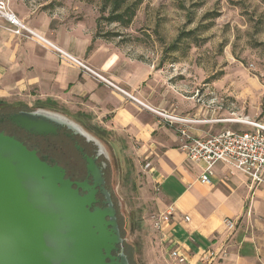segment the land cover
Instances as JSON below:
<instances>
[{"label": "crops", "instance_id": "crops-1", "mask_svg": "<svg viewBox=\"0 0 264 264\" xmlns=\"http://www.w3.org/2000/svg\"><path fill=\"white\" fill-rule=\"evenodd\" d=\"M9 6L29 30L84 61L141 104L59 59L49 47L13 35L0 20V109L63 107L119 136L157 191L154 221L172 208L170 222L156 231L160 264H179L170 257L175 249L185 259L181 264H264V188L251 190L242 173L230 174L220 163L211 168L209 184H201L205 165L186 157L175 126L153 112L198 121L187 130L202 139L226 132L210 134L215 122L207 117L209 111H200L199 106L184 111V98L154 67L132 63L102 41H93L92 32L83 23L68 21L65 13L29 9L21 0H9ZM227 219L235 223L233 231L226 229ZM211 251L224 256L207 263L205 254Z\"/></svg>", "mask_w": 264, "mask_h": 264}, {"label": "rangeland", "instance_id": "rangeland-1", "mask_svg": "<svg viewBox=\"0 0 264 264\" xmlns=\"http://www.w3.org/2000/svg\"><path fill=\"white\" fill-rule=\"evenodd\" d=\"M21 1L36 11L65 13L68 21L83 23L94 40L111 51L132 63L154 67L184 98V111L197 106L209 111L207 117L215 122L210 134L251 130L234 121L264 125V0H142L128 26L103 20L107 15L101 12L103 0ZM38 108L42 107H29ZM53 112L82 120L98 131L69 109L59 107ZM101 137L108 160L106 186L117 208L128 261L160 264L161 245L152 228L158 215L157 191L148 185L119 136L106 132ZM56 146L55 155L62 163L74 160L64 141Z\"/></svg>", "mask_w": 264, "mask_h": 264}, {"label": "water", "instance_id": "water-1", "mask_svg": "<svg viewBox=\"0 0 264 264\" xmlns=\"http://www.w3.org/2000/svg\"><path fill=\"white\" fill-rule=\"evenodd\" d=\"M8 119L35 136L55 134L64 126L105 151L85 128L49 109ZM86 173L91 184L72 182L62 167L0 132V264H130L95 159H86ZM97 194L103 197L101 207Z\"/></svg>", "mask_w": 264, "mask_h": 264}, {"label": "built area", "instance_id": "built-area-1", "mask_svg": "<svg viewBox=\"0 0 264 264\" xmlns=\"http://www.w3.org/2000/svg\"><path fill=\"white\" fill-rule=\"evenodd\" d=\"M0 20L5 21L10 26L9 31L13 35L30 38L49 47L59 59L75 65L82 73L89 75L95 81L116 89L125 94L130 100L139 103L133 96L119 89L103 75L90 68L84 61L74 58L69 53L49 43L25 27L11 11L9 0H0ZM153 112L170 126H175L177 133L183 139L182 150L186 157L192 162L205 165V170L199 177L201 184H209L208 175L211 168L220 163L228 167L230 174L233 172L242 173L247 178L251 190L264 188V125L241 120L234 121L235 123L247 124L251 130L249 132L226 131L206 138L196 139L189 135L187 127L198 121L176 117L162 111L153 110ZM148 166L146 165V167ZM172 214V208L170 207L154 221L153 228L156 231H162V227L170 222ZM223 223L227 230H234L235 223L232 220L227 219ZM218 256H224V253L220 251L208 252L205 254V261L210 263ZM170 257L179 264L185 262L184 257L179 255L176 249L170 252Z\"/></svg>", "mask_w": 264, "mask_h": 264}, {"label": "flooded vegetation", "instance_id": "flooded-vegetation-1", "mask_svg": "<svg viewBox=\"0 0 264 264\" xmlns=\"http://www.w3.org/2000/svg\"><path fill=\"white\" fill-rule=\"evenodd\" d=\"M33 110L35 109H19L17 111H14L13 113H10L8 111L2 112L4 110L0 109V132L14 137L15 139L22 142L27 148L29 147L30 150H35L36 152L38 151L40 155H37L41 158H45L47 163L51 162L52 164H57L58 166L62 167L65 170V177L70 179L72 182L82 183L86 180L89 184H91V178L87 177L86 173V159H95V165L101 170L103 179L105 181V188L107 189L106 185L108 183V180L106 174L108 171V160H106L105 152H99L92 143L87 142L83 137L79 135H75L71 130H68L64 126H58L56 128L55 134H49L47 136H35L25 132L20 128H17L8 119L13 114L22 111L31 112ZM49 110L57 111L55 109ZM60 115L68 118V115ZM69 120L79 124L96 138H101V136H99L94 130L89 129L82 120H78L76 118ZM59 140L64 141L66 143V146L70 148V151L75 156L74 160L68 159L67 162L62 163L59 159H57V156L55 154L59 152V148L56 146V143ZM100 140L103 139L101 138ZM79 193L82 194V191L79 190ZM96 198L99 200L97 206L101 207L103 197L100 194H97ZM112 203L115 211H117L115 202L113 200Z\"/></svg>", "mask_w": 264, "mask_h": 264}, {"label": "trees", "instance_id": "trees-1", "mask_svg": "<svg viewBox=\"0 0 264 264\" xmlns=\"http://www.w3.org/2000/svg\"><path fill=\"white\" fill-rule=\"evenodd\" d=\"M141 2H142V0H103L101 12H105V11L107 12V15L105 17H103V20L110 23V24L117 23V24H120L122 26H128L132 22V19L135 15V12H136V10H137V8ZM191 34H192V32L186 33L187 36H190ZM99 36L100 35H97V37H99ZM180 36L181 35H179L178 38L174 41V43L171 45L170 50L175 48L174 46H175V44H177L179 42ZM94 39L95 38H93V41H94ZM90 48L91 47H89V50H90ZM2 110H4L2 112L8 111L10 113H13L14 111H17L19 109L6 107V108H3ZM93 128H94V126H93ZM97 130L98 131H95V132L99 136L106 134V132L100 130V128H98ZM28 149H29V147H28ZM37 154L40 155L38 151H37ZM41 159H43V158H41ZM111 197H112V195H111ZM118 226H119V224H118Z\"/></svg>", "mask_w": 264, "mask_h": 264}]
</instances>
